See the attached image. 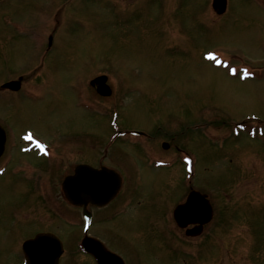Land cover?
Listing matches in <instances>:
<instances>
[{"label": "rangeland", "instance_id": "1", "mask_svg": "<svg viewBox=\"0 0 264 264\" xmlns=\"http://www.w3.org/2000/svg\"><path fill=\"white\" fill-rule=\"evenodd\" d=\"M60 1L9 0L0 8L8 16L4 24L0 22V42L7 39L0 57V83L24 74L30 76L24 85L34 87L29 71L41 69L33 74L41 86L34 93L39 97L27 93L0 100L3 123L13 132L28 130L40 140L55 143V148H64L70 161L61 170L79 161H101L100 145L106 141L128 182L115 203L129 202V184L135 179L139 189L132 207L138 214L109 216L110 221L96 223L91 233L121 251L129 264H264V136L248 141L241 131L234 135L229 128L243 118L246 131L261 122L252 117L264 119V64L248 77H244L247 70L241 71L242 64L264 57L257 54L264 50V8L258 0H229L227 12L217 19L209 18L214 17L207 9L209 0H68L67 10L54 9ZM158 1L161 9L169 5L162 13L155 10ZM53 9L54 18H49H62L61 32L58 27L54 40L58 46L53 49L38 45V33L37 39L31 30L19 38L4 26L9 20H23L38 25L42 35L48 34L47 25L40 29L39 21ZM164 45H170V50ZM208 52L226 55L231 63L203 60ZM100 72L109 75L112 86L106 98L88 86L89 79ZM43 73L41 79L38 74ZM80 84L99 116L79 107L74 93ZM113 107L119 114L116 124L146 129L152 136L142 144L148 150L125 147L124 139H105L112 132L108 116ZM196 124L206 127L196 133ZM206 135L215 142L221 140V146L210 143ZM164 141L170 144L167 149L162 147ZM175 142L192 154V160L198 157L194 186L207 190L216 210L225 203L229 206L227 216L232 220L222 229L216 227V215L198 237L185 238L172 223L171 211L185 192L180 183L182 168L173 162ZM19 144L25 146L24 141ZM154 154L166 163L159 168L149 166L158 157H151ZM21 157L23 163L28 159ZM13 183L8 180L5 188L0 177V224H6L10 210L27 198L25 194L20 198ZM47 192L51 194L46 199L49 214L42 213L43 205L32 208L39 215L34 225L61 234L66 250L75 249L82 234L81 220L71 210L61 212L76 222L78 228H70L73 223L55 212L61 208L58 191L48 185ZM115 212L116 207L110 208V215ZM4 236L0 230V238ZM84 260L65 253L62 264Z\"/></svg>", "mask_w": 264, "mask_h": 264}, {"label": "water", "instance_id": "2", "mask_svg": "<svg viewBox=\"0 0 264 264\" xmlns=\"http://www.w3.org/2000/svg\"><path fill=\"white\" fill-rule=\"evenodd\" d=\"M95 81L96 82H100V85H105L104 84L105 77H100V79H97ZM107 92H109V91H107ZM107 92H105V93H107ZM0 146H1V144H0ZM78 169L81 170V171H83V172L90 173L91 175L92 174H95V175L96 174H98V175L101 174V173H96L95 171H93V170H91V169H89L88 167H85V166H80ZM115 188H116V186H114L113 188H111V191L109 192V195L108 196H104V198L110 197L114 193ZM196 212H197V210H194V212L193 213H190L189 215L196 214ZM197 214H200V213H197ZM209 216H210V214H209V211H208V213H206V215H205V218L207 219V218H209ZM46 241H50V240H46ZM46 252L48 254L44 258L41 259V261H42L41 264H55L56 263V258H57L58 254H59V250L56 247V245H54V248L53 249H51V248L48 247L46 249Z\"/></svg>", "mask_w": 264, "mask_h": 264}, {"label": "snow or ice", "instance_id": "3", "mask_svg": "<svg viewBox=\"0 0 264 264\" xmlns=\"http://www.w3.org/2000/svg\"><path fill=\"white\" fill-rule=\"evenodd\" d=\"M210 56L212 55V54H209ZM217 63H220V61H217ZM233 71H235V69H233Z\"/></svg>", "mask_w": 264, "mask_h": 264}]
</instances>
